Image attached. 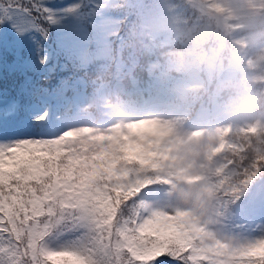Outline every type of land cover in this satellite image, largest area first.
<instances>
[{
	"label": "snow or ice",
	"instance_id": "6c2138e0",
	"mask_svg": "<svg viewBox=\"0 0 264 264\" xmlns=\"http://www.w3.org/2000/svg\"><path fill=\"white\" fill-rule=\"evenodd\" d=\"M83 2H0V27L14 33H0V59L11 54L36 72L84 70L54 86L26 78L10 95L0 91V264H264V167L208 166L201 176L209 195L196 207H159L150 186H174L183 169L171 167V153L140 150L151 129L68 123L73 109L83 112L96 71L118 73L136 35L86 19ZM69 16L72 26L62 23ZM242 214L256 219L231 234Z\"/></svg>",
	"mask_w": 264,
	"mask_h": 264
},
{
	"label": "clouds",
	"instance_id": "9594fccd",
	"mask_svg": "<svg viewBox=\"0 0 264 264\" xmlns=\"http://www.w3.org/2000/svg\"><path fill=\"white\" fill-rule=\"evenodd\" d=\"M184 2L198 15L182 22L180 35L173 28L158 33L145 29L142 35L132 38L129 49L137 55L146 48L152 51L143 71L149 80L167 89L175 103L189 110L219 109L230 120L224 126L226 129L240 124L264 146V46L250 52L251 41L233 39V34L223 28L226 19H242L230 0ZM260 6L264 8V0H260ZM201 32L207 34L206 38L196 39ZM253 35L264 40V27L253 28ZM231 59L235 63L230 67ZM130 79L107 68L96 71L94 86L88 93V103L81 106L82 111L110 118L114 121L112 126L132 122L151 129L153 135L140 150L161 159H168L171 153V167L183 169L174 186L162 185L166 186L165 195L169 201L196 207L201 196L209 195L207 178L201 176L208 165L198 163L197 157L210 159L215 135L186 129L182 115L132 111L146 97L130 85ZM219 131L217 128L216 132ZM118 162L119 159L114 163ZM186 176H199L200 183L187 182L183 179Z\"/></svg>",
	"mask_w": 264,
	"mask_h": 264
},
{
	"label": "trees",
	"instance_id": "16d2710c",
	"mask_svg": "<svg viewBox=\"0 0 264 264\" xmlns=\"http://www.w3.org/2000/svg\"><path fill=\"white\" fill-rule=\"evenodd\" d=\"M56 2L58 5H74L81 3V0H56ZM230 3L242 19L239 22L226 19L223 21V28L233 34V39L251 41L250 52L264 46V40L253 35V28L264 27V8L260 6V0H230ZM93 4L99 7L93 8ZM249 4L255 7H250ZM82 13L86 19H94L97 22L103 21L110 32H119L124 38L132 33L142 35L145 29L151 30L152 33H158L161 30L173 28L175 33L180 35L182 22L185 19H194L198 15L195 10L185 4L184 0H84ZM62 23L72 26L71 17L63 18ZM0 33H7L9 38L14 36L10 25L0 27ZM206 35L205 32H201L196 39L202 40L206 38ZM152 55V51L147 48L142 50L139 55L130 49L127 50L117 74L131 78L130 85L135 86L146 97L144 103L160 99L175 103L168 90L149 80L143 71L146 61ZM234 63L235 60L231 59L230 67ZM92 71V69L88 70L90 74ZM72 73L83 75L84 70L74 68L69 64L65 68H60L57 65L50 73L48 69L43 68L36 72L31 68H18L11 54H5L0 59V91L8 96L15 92L18 84L26 78H31L34 83L54 86L61 77ZM44 76H48L49 79H43ZM90 90L88 89V91ZM159 90H164L166 96H158ZM175 105L178 108L177 115L185 117L184 126L185 128L188 127L194 122L199 107L189 110L184 105L177 103ZM73 113L71 118L79 117L91 123L112 122V119L101 118L99 114L92 111L77 113L76 109H73ZM221 139L224 143V149L217 157L227 162L226 167L243 169L245 166L256 164L264 167V146L258 144L256 139L246 129H243L242 125L233 124ZM150 187L161 188L163 186L152 185Z\"/></svg>",
	"mask_w": 264,
	"mask_h": 264
},
{
	"label": "rangeland",
	"instance_id": "374dc122",
	"mask_svg": "<svg viewBox=\"0 0 264 264\" xmlns=\"http://www.w3.org/2000/svg\"><path fill=\"white\" fill-rule=\"evenodd\" d=\"M158 96L165 97V91L159 90L157 92ZM88 103L87 99H83L80 101V105H86ZM132 111L138 112L140 114H147L149 112L152 113H161V114H167V115H177L178 108L170 100H156L153 103H147L144 105V107L137 106L135 109H132ZM230 122L229 118L223 114L222 111L216 108L211 107H199V110L197 114H195L194 122L189 124L186 129L190 131H199L204 130L207 132H211L213 135H215V140L213 142V152L209 158H205L204 156L197 157V162L201 164H206L208 166H211L212 168L217 167H226L227 162L221 160L217 156L223 151L224 144L223 140L221 139V136L217 135L216 129L219 128V132H227L228 129H226L224 126L227 125ZM68 123L75 124L77 126L81 124H88L89 126H95L100 128H106L112 126V124H109L108 121L104 124L99 123H91L88 121H83L79 117H74L73 119H69ZM243 127V126H242ZM219 149L218 151H216ZM166 189L164 190H155L151 193H148V195L151 197V200L149 202L156 204L159 207H162L167 201L168 197L165 195ZM256 217L251 214H242L236 217L234 221H232L233 224L239 225L238 230H234L231 234H241L245 232L247 229L244 227L245 225H248V227H251L254 223Z\"/></svg>",
	"mask_w": 264,
	"mask_h": 264
}]
</instances>
